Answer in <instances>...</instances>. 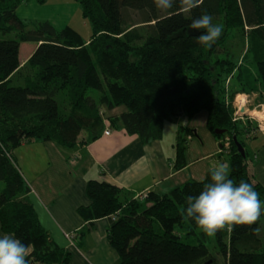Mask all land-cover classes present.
I'll return each instance as SVG.
<instances>
[{
	"label": "trees",
	"instance_id": "1",
	"mask_svg": "<svg viewBox=\"0 0 264 264\" xmlns=\"http://www.w3.org/2000/svg\"><path fill=\"white\" fill-rule=\"evenodd\" d=\"M27 1L0 0V33L15 35L0 40V226L5 234L33 246L29 264H68L70 254L54 245L40 226L24 197L29 187L13 151L35 140L53 141L61 148L87 145L101 135L103 109L124 106L126 111L110 119V126H121L143 144L160 140L166 121L181 115L191 119L205 110L206 127L221 143L230 178L250 183L264 202V187L253 179L254 151L246 149L259 135L234 124L233 96L225 102L218 70L214 72L211 59L204 56L206 46L196 41L201 30L189 27L193 18L208 13L220 19L225 32L247 34L262 45L264 0H203L191 13L179 12L178 4L162 11L152 0H75L91 26L86 40L72 27L57 30L49 22H23L16 8ZM131 12L139 16L136 23L146 27V36L125 29L136 24ZM25 43L35 47L21 66L20 45ZM259 77L264 80V70ZM252 79L246 70L236 76L241 84ZM63 94L67 107L59 101ZM189 136H196L195 131L179 127L174 143L177 169L184 166ZM203 182L190 180L167 194L149 192L139 199L90 180L86 195L91 204L81 211L87 219H110L107 241L117 264H221L203 242L189 243L183 237L184 232L188 237L200 230L181 209L189 196L199 194ZM261 218L213 236L222 264H264Z\"/></svg>",
	"mask_w": 264,
	"mask_h": 264
},
{
	"label": "crops",
	"instance_id": "2",
	"mask_svg": "<svg viewBox=\"0 0 264 264\" xmlns=\"http://www.w3.org/2000/svg\"><path fill=\"white\" fill-rule=\"evenodd\" d=\"M27 47L26 56L20 58L21 66L35 46ZM125 111L124 106L103 109L101 135L87 145L61 148L53 141L35 140L22 143L13 151L19 172L29 187L24 197L51 242L70 254L68 264H117L118 260L107 241L110 219H87L81 211L91 204L86 195L88 181L120 188L130 198L149 192L163 195L187 181H203L213 165L228 162L220 153L221 143L206 129L207 112L201 131L194 116L182 123L181 126L194 130L196 136L187 137L184 166L177 169L174 143L181 126L176 127L168 148L163 135L160 140L143 144L137 135H129L121 126H110L109 120ZM109 128L111 132L105 136L104 130ZM254 141L253 179L264 187V136ZM68 233L73 241L64 237ZM4 234L0 226V235Z\"/></svg>",
	"mask_w": 264,
	"mask_h": 264
},
{
	"label": "rangeland",
	"instance_id": "3",
	"mask_svg": "<svg viewBox=\"0 0 264 264\" xmlns=\"http://www.w3.org/2000/svg\"><path fill=\"white\" fill-rule=\"evenodd\" d=\"M16 15L20 20L30 25L38 22H49L57 30L67 26L72 27L85 40L92 35L89 21L84 19L80 4L75 0H46L44 4L29 0L16 8ZM130 16L135 23L139 19L136 13L131 12ZM213 22L221 24L219 18L213 19ZM125 29L127 31L137 30L140 34L147 35L146 27L140 23L135 25L127 24ZM222 36L225 40L220 41ZM5 38H15V35L13 33L6 35L0 33V40ZM27 46L28 44H22L20 49L21 59L26 56ZM204 56L211 59V64L215 69H213L214 72L218 70L220 90L224 93L225 102H228L230 97L233 96L231 106L234 110L232 115L234 124H238L240 127L248 126L252 130L251 136H264V80L259 77V75H262V70H264V44L261 45L257 39L250 41L247 34L225 32L223 30L217 41L210 48L206 47L204 49ZM229 62L232 65H227ZM230 67L232 71L227 73ZM244 70L253 76L252 81L243 82L242 84L237 83V74ZM91 94L99 99L97 92L94 91ZM59 101L63 104L65 103L64 106L67 107V95L63 94ZM241 108H244V113L240 112ZM204 116H206L205 110L194 115L195 125L200 128V131L205 124ZM184 120H187V118L182 116L165 122L162 135L166 148H168L169 142L175 136L176 127L181 126ZM225 143H228L227 140ZM255 143L256 141H251L246 144L248 152L251 149L253 151L256 149ZM225 147H227L226 150L228 151L230 145L226 144ZM261 223H264V215H262ZM64 237L68 242L73 241V236L70 233L65 234ZM183 237L188 242L190 241L189 243L203 242L210 252L219 259V262L223 263L221 256L218 254L213 236H206L201 230H197L195 235H189L188 237L185 236L184 232Z\"/></svg>",
	"mask_w": 264,
	"mask_h": 264
},
{
	"label": "clouds",
	"instance_id": "4",
	"mask_svg": "<svg viewBox=\"0 0 264 264\" xmlns=\"http://www.w3.org/2000/svg\"><path fill=\"white\" fill-rule=\"evenodd\" d=\"M203 0H152L162 11L179 6V12L191 13ZM192 30H201L197 43L211 47L222 35L223 26L213 22V16L204 13L192 19ZM210 177V178H209ZM207 182L198 195L189 196L181 214L194 222L206 236L219 231L232 232L235 226L255 224L264 215V202L250 183L241 180L236 183L230 178L228 162H219L208 170ZM34 251L31 244H24L13 234L0 235V264H29Z\"/></svg>",
	"mask_w": 264,
	"mask_h": 264
},
{
	"label": "water",
	"instance_id": "5",
	"mask_svg": "<svg viewBox=\"0 0 264 264\" xmlns=\"http://www.w3.org/2000/svg\"><path fill=\"white\" fill-rule=\"evenodd\" d=\"M240 112L244 113V108H241ZM236 146L238 148V151L242 154V156H244V150H243L242 146L238 142H236Z\"/></svg>",
	"mask_w": 264,
	"mask_h": 264
},
{
	"label": "built area",
	"instance_id": "6",
	"mask_svg": "<svg viewBox=\"0 0 264 264\" xmlns=\"http://www.w3.org/2000/svg\"><path fill=\"white\" fill-rule=\"evenodd\" d=\"M110 132H111V129L110 128L109 129H106V130H104V135L105 136H108L110 134ZM138 198L141 199L142 198V195H140Z\"/></svg>",
	"mask_w": 264,
	"mask_h": 264
}]
</instances>
